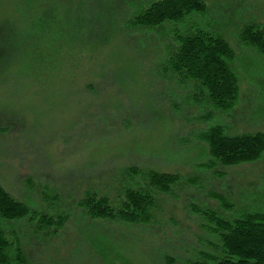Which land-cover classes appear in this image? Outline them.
Here are the masks:
<instances>
[{
	"label": "rangeland",
	"instance_id": "obj_1",
	"mask_svg": "<svg viewBox=\"0 0 264 264\" xmlns=\"http://www.w3.org/2000/svg\"><path fill=\"white\" fill-rule=\"evenodd\" d=\"M152 1L0 0V184L37 212L64 219L55 232L0 217L12 264L18 256L27 264H165L166 257L186 264L214 252L208 214L231 221L264 212V155L209 165L200 138L215 126L230 137L264 134V56L240 40L246 25L264 26V0H205L206 15L133 29L132 16ZM197 29L235 51L240 99L229 113L167 70L174 35ZM49 52L69 58L71 79L28 82L26 57ZM93 81L99 93L80 97ZM132 167L143 175L127 177ZM148 171L180 176L172 192L156 196L151 224L92 220L77 205L88 190L114 199L121 186H144ZM45 187L61 195L53 207L39 199Z\"/></svg>",
	"mask_w": 264,
	"mask_h": 264
},
{
	"label": "trees",
	"instance_id": "obj_2",
	"mask_svg": "<svg viewBox=\"0 0 264 264\" xmlns=\"http://www.w3.org/2000/svg\"><path fill=\"white\" fill-rule=\"evenodd\" d=\"M142 2H139L141 5ZM138 9V8H137ZM208 6L205 0H155L145 9L132 16L128 24L133 29L157 30L169 23H180L193 14L206 15ZM48 27V26H47ZM40 31V30H39ZM175 44L167 46V70L179 79L182 85H192L210 107L217 112L229 113L239 102V78L234 72L235 51L220 35L207 30L197 29L192 34H175ZM244 46L264 56V26L248 24L240 33ZM12 57V56H11ZM10 59V56H7ZM22 68L26 80L31 83L48 84L59 75L63 80H70V73L65 63L69 58L55 53H33L26 57ZM34 77V78H33ZM91 83V84H90ZM88 83L80 92V97L89 98L98 94V84ZM194 90V91H195ZM94 100V99H93ZM197 104L201 103L197 100ZM209 117V116H208ZM212 118V115H210ZM4 129L0 127V134ZM200 138L208 144L210 164L238 166L254 163L264 155V134H246L227 136L222 126H215L202 133ZM133 180L143 175L135 167L125 172ZM143 184L135 188L121 186L117 198L94 190L85 192L77 205L92 220H105L127 225L151 224L158 207L157 195L172 192L180 181L177 174L148 171L141 177ZM32 190L36 184L33 182ZM33 190V191H34ZM39 199L53 207L60 200L58 191L45 187ZM231 207V205H227ZM57 213L56 209H54ZM0 217L8 221H27L36 225L37 230H60L63 217H53L37 212L30 205L13 197L0 184ZM211 230L218 242L213 253H204L199 260L186 264H264V212L251 211L241 217L228 221L216 213L208 214ZM57 227L58 229H56ZM10 242L0 228V264H12ZM18 264H27L18 256ZM165 264H177L166 257Z\"/></svg>",
	"mask_w": 264,
	"mask_h": 264
}]
</instances>
